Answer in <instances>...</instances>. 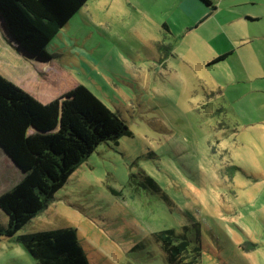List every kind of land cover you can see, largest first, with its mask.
<instances>
[{
	"label": "rangeland",
	"instance_id": "obj_1",
	"mask_svg": "<svg viewBox=\"0 0 264 264\" xmlns=\"http://www.w3.org/2000/svg\"><path fill=\"white\" fill-rule=\"evenodd\" d=\"M177 1L89 0L46 44V61L18 53L0 20L1 76L42 104L83 85L129 132L98 144L45 210L0 237V264H37L17 236L65 227L90 264H168L176 245L179 264H264V71L254 69L264 40L233 43L227 62L207 68L210 52L247 30L220 23L223 10L188 37L191 23H173L177 41L145 23ZM222 5L257 14L250 35L264 36V0ZM220 24L229 38L214 34ZM169 44L175 52H161ZM19 178L0 155V193ZM169 232L189 244L164 250L158 236Z\"/></svg>",
	"mask_w": 264,
	"mask_h": 264
},
{
	"label": "trees",
	"instance_id": "obj_2",
	"mask_svg": "<svg viewBox=\"0 0 264 264\" xmlns=\"http://www.w3.org/2000/svg\"><path fill=\"white\" fill-rule=\"evenodd\" d=\"M88 1L0 0V20L18 53L46 61V44ZM198 1L210 12L216 9L210 0ZM159 49L173 50L170 44ZM121 134L129 135L122 121L83 85L42 104L0 75V150L20 172L19 180L0 193V211L6 216L0 237H14L46 209L98 144ZM159 237L166 251L173 239H182L171 232ZM17 241L37 264H90L73 227L22 234ZM176 246L166 263L179 264L173 258H179Z\"/></svg>",
	"mask_w": 264,
	"mask_h": 264
},
{
	"label": "crops",
	"instance_id": "obj_3",
	"mask_svg": "<svg viewBox=\"0 0 264 264\" xmlns=\"http://www.w3.org/2000/svg\"><path fill=\"white\" fill-rule=\"evenodd\" d=\"M179 1H177V3L173 4L172 10L170 12H167L166 9H164V8L159 9V10L155 9V12L148 10V12L145 13V16H144L145 23H162L161 29H163V32L166 33L165 38H167V37L170 38V36H171V37H174L175 41H177L179 39L180 35H178L174 32L173 28L175 26L173 23H191L184 29V31L182 32L183 34H181V36L183 38L188 37V35L192 34L193 31L195 32V30L199 29L207 21H209V20L211 21L212 19H216L217 15L223 10V12H225L226 14H229V16H227V19H224L220 23H232V22L239 23L238 26H242L245 31L247 30L246 31V33H247L246 37H248V38L239 39V41H240L239 43L237 42L236 39H232V44H231V40H230V43L227 45L228 48L227 47L224 49L221 48L222 51L215 53V54H213V52H210L209 53L210 57L207 60V62L205 63L207 68L219 65L223 62H227L228 58L230 57V55L233 54V52L229 53L226 51L227 50L231 51L230 48L233 47V45H234L233 43H236L237 45H240V47H242V46L251 44L253 39L258 38L259 40H264V36H260V37L255 36L254 37L253 35H250L251 32L249 31L248 24L256 23L259 20L258 15L254 14L252 11L243 10V11H239V12H234V9H233L234 6L233 5H229L228 7H224L222 5L223 0H221V2L220 1L215 2L217 0H210L213 3V5L216 7V9L212 12H210V10H208L198 0H179ZM248 3L251 4L253 2H248ZM231 12H234V13H231ZM230 15H234V17L233 16L231 17ZM164 25H165V27H164ZM228 28H229V24L228 25H226V24L216 25L215 29H217V31L216 32L214 31V34L218 35V36H222V37L225 36V37L229 38L228 30H227ZM203 36H202V38H203ZM206 48H207V50H209L208 47H206ZM174 52L175 51L173 49V53ZM223 55H227V56L220 61L214 62V61H216V59H218L219 57H221ZM163 57L165 58L166 56L164 55ZM160 58H161V56L159 53V59ZM255 63L257 64L254 66L255 70L264 71V67H262V62L259 61V58L256 57ZM245 69H246V67H245ZM245 76L246 77L251 76L250 74H248L247 70L245 72ZM251 77H253V76H251ZM258 79H260V76H256V80H258ZM246 80H247V78L244 79L243 81H246ZM253 91H255V90H252V92ZM0 153H1L0 155L2 156V158H4V159L6 158L9 161L7 156L1 150H0Z\"/></svg>",
	"mask_w": 264,
	"mask_h": 264
},
{
	"label": "water",
	"instance_id": "obj_4",
	"mask_svg": "<svg viewBox=\"0 0 264 264\" xmlns=\"http://www.w3.org/2000/svg\"><path fill=\"white\" fill-rule=\"evenodd\" d=\"M8 158V157H7ZM12 165H14V163L11 161Z\"/></svg>",
	"mask_w": 264,
	"mask_h": 264
}]
</instances>
